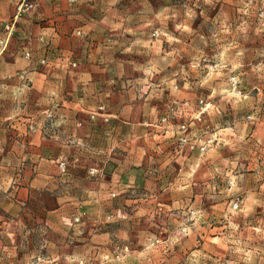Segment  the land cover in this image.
Returning <instances> with one entry per match:
<instances>
[{
  "label": "rangeland",
  "instance_id": "1",
  "mask_svg": "<svg viewBox=\"0 0 264 264\" xmlns=\"http://www.w3.org/2000/svg\"><path fill=\"white\" fill-rule=\"evenodd\" d=\"M242 7L240 0H0V183L14 181L0 189V264H36L37 256L89 247L115 259L114 242L125 234L133 255L121 264H147L135 253L152 236L167 241L185 222L192 234L153 255L152 264H264V33L236 35L248 19ZM225 24L233 35L221 31ZM234 42L227 55L243 52L231 73L241 98L225 100L201 82ZM153 63L159 70L149 75ZM10 103L24 105V118L39 104L41 120L52 131L67 126L70 137L38 141L29 126L17 140ZM230 171L243 177L238 190ZM196 213L203 215L190 219ZM66 215L82 226L79 234L62 223ZM225 237L239 239L253 259L230 242L222 246Z\"/></svg>",
  "mask_w": 264,
  "mask_h": 264
},
{
  "label": "clouds",
  "instance_id": "2",
  "mask_svg": "<svg viewBox=\"0 0 264 264\" xmlns=\"http://www.w3.org/2000/svg\"><path fill=\"white\" fill-rule=\"evenodd\" d=\"M204 3L210 4L212 3V0H204ZM240 3L243 5L242 8L239 9L240 12L243 13L244 16H246L248 19L245 20L240 27L236 30V35H239L240 33L245 34V38L247 36V33L250 29H254L257 33H264V0H240ZM190 15H194L190 11ZM221 31L227 36V35H233L230 26L228 24H225ZM79 35V33H77ZM156 36L159 37H165L169 43H172L175 40V37L164 32V31H157ZM136 44H144V41L137 40L135 42ZM151 44V41L148 42V44H145V46H149ZM0 45H3L6 47L5 41H0ZM159 46H160V40L157 39L155 47L157 52H159ZM238 45L234 42L228 45L227 48L224 50V54L221 56V63L216 66V68L212 69L208 76L205 77L202 80V85L212 87V95L213 96H221L223 99L227 100L229 98H241V94L239 91H237V84L240 82L239 77L232 76L231 73L237 71V69H240L242 67V64L240 63V57L243 55L242 51H237L235 58H229L228 52L231 49H237ZM3 51V47H0V52ZM162 61H166L167 57H161ZM225 69L227 70L225 72ZM159 70L157 63H153L151 67L147 70L149 75H151L153 72ZM219 80V84L216 87H213V85L210 83L213 80ZM141 83H147V81H141ZM185 87H188L186 84ZM16 92V98H19V94L24 91V89H18L14 90ZM142 91H147V87L142 89ZM173 91L175 92V88H173ZM187 107V106H185ZM213 105L209 104L207 108L203 109L204 111H208L210 108H212ZM50 116L51 113H48ZM197 118H199V113H197ZM63 121H58L54 127H59V124ZM239 139H243V137H239ZM71 143L75 146H78L79 148H85L84 142L79 138H73ZM111 147H116L115 144H113ZM2 151V149H0ZM97 156L102 155V153H96ZM195 169H193V172ZM96 174V170L93 168L89 169V180H91L92 175ZM227 179L228 182L232 185V190H238L236 188V184L238 180H243L242 176L233 175L232 172L227 173ZM14 183L11 176H4L3 182L0 183V189L3 191H7L9 187L12 186ZM251 199V198H249ZM177 207H179L177 205ZM235 214V208L230 209ZM245 215L250 211V208L246 207L244 210ZM137 215H141V213H137ZM203 215L202 213H196L190 219H196ZM117 217L121 219H131L126 214L122 212L117 213ZM62 223L67 226L68 228H76L77 234L80 233L82 226L75 225L73 223V220L70 219L67 215L62 217ZM78 219V217H77ZM109 219H112L109 217ZM229 226L235 230L237 229L238 225L231 223L229 221ZM182 230L179 231L176 235L169 237L167 241L159 240L156 238V236L150 237V239L144 244L143 250L135 253V256L137 258H140L142 260L147 261V264H152L153 255L159 256L160 250L164 249H170L173 245L179 243V238L183 236H189L192 234V228L185 225L181 226ZM258 232H260V229H257ZM64 235L66 236L67 233L65 232ZM261 237L264 238V232L261 233ZM106 243H113L112 241H108L107 238H104ZM231 243L234 245V251L237 253H243L244 258H246L248 261H251L253 259V252L248 251L245 252V249L243 246H241V242L239 239H232L231 237H225L224 242L222 246H227L228 243ZM214 243L221 244V240L217 239L214 241ZM45 245H47V241H45ZM133 245V237L131 235L125 234L121 239L114 242V246L117 247V254L115 255V259H113V254L109 253L107 251L98 249V248H91L89 247L86 249L83 254H76V255H55L52 256L50 259H40L38 256L36 257V264H121L123 260L127 258V256H132L133 253L130 252V248ZM258 251V250H256ZM198 255V253L196 254ZM31 264V259H30ZM231 264V262H229Z\"/></svg>",
  "mask_w": 264,
  "mask_h": 264
},
{
  "label": "crops",
  "instance_id": "3",
  "mask_svg": "<svg viewBox=\"0 0 264 264\" xmlns=\"http://www.w3.org/2000/svg\"><path fill=\"white\" fill-rule=\"evenodd\" d=\"M74 62H77V60H74ZM14 80L17 81V84H21L22 80L19 77H16ZM34 107L35 113L32 115L29 114V118H24L25 109L24 105L19 104H13L10 103V106H7L6 108V115L8 118L15 120V123L12 125L16 129L13 137H15L17 140H25L26 137V128L31 126L33 128L32 131H28L29 136H32L36 140L40 141V139L48 138L51 141H55L58 143H62L66 141V137L69 136V131L67 129V126L64 127V129H53V131L50 129V124L45 122L44 120H41L40 115H38L36 112L38 111L39 104L32 105ZM58 111H61L63 113L66 112L64 108H58ZM16 111L17 115L12 117L13 112ZM22 114H19L21 113ZM61 113V114H63ZM10 116V117H9ZM9 127V125H7ZM50 129V130H49ZM8 135V134H7ZM100 142L104 145L105 144V137L100 134ZM70 137V136H69ZM35 148V147H34ZM101 149L104 150L105 146H101ZM34 157H37L38 159L41 158L40 151L38 153H34Z\"/></svg>",
  "mask_w": 264,
  "mask_h": 264
},
{
  "label": "built area",
  "instance_id": "4",
  "mask_svg": "<svg viewBox=\"0 0 264 264\" xmlns=\"http://www.w3.org/2000/svg\"><path fill=\"white\" fill-rule=\"evenodd\" d=\"M24 5H25V2H23L22 4H20V6H19V12H21V10H23V9L26 8ZM27 5H29L30 7L33 6V4H32L31 2L28 3ZM13 24H14V23H8V24H6V27L9 28V27H11ZM79 32H80V31H79ZM26 54H27V55H30V51H29V50H26ZM45 61H46V60L43 59V62H45ZM72 64H73V65H76L77 62H73ZM101 108H102V107H101Z\"/></svg>",
  "mask_w": 264,
  "mask_h": 264
}]
</instances>
